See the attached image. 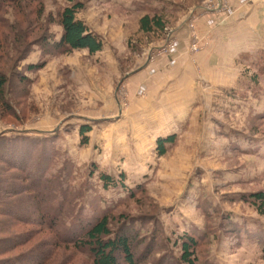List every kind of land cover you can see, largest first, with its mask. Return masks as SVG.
I'll use <instances>...</instances> for the list:
<instances>
[{"label": "rangeland", "instance_id": "374dc122", "mask_svg": "<svg viewBox=\"0 0 264 264\" xmlns=\"http://www.w3.org/2000/svg\"><path fill=\"white\" fill-rule=\"evenodd\" d=\"M81 1L85 5L78 16L91 29L102 30L105 45L112 46L109 54L74 50L50 56L41 43H32L47 28L51 39L60 37L58 17L69 0H43L44 19L52 16L54 22L38 26L30 16L36 30L23 46H29L27 57L16 66L11 83L19 84L17 76L24 73L32 80L22 85L27 88L23 102L12 96L19 119L0 117V142L32 139L37 151L27 174L38 173L44 154L50 160L46 179L54 186L43 226L14 224L2 213L7 209H0V264H92L88 248L68 245L66 239L72 228L104 212L111 215L113 236L125 224L137 231L142 243L137 255L151 248L143 264H178L186 235L200 236L195 264H264V215L243 199L264 190V85L252 79L224 90L211 117L204 103L200 125L205 129L193 136L176 134L175 143L160 156L156 140L167 135L153 133L148 120L143 128L138 123L139 105L128 81L135 52L147 40L174 36L171 31L184 11L207 0ZM156 10L165 12L169 29L150 38L140 32L139 21ZM9 11L4 20L11 25L17 19ZM19 20L27 28L21 16ZM115 49L122 51L116 59ZM40 60H46L42 68L27 70V64ZM115 60L121 63L119 70H114V79L107 78L112 72L103 63ZM251 72L249 79L256 75ZM84 124L92 127L85 145L80 135ZM122 172L124 186L105 187L100 179L101 173L118 179ZM12 173L19 177V172ZM15 211L37 218L27 204ZM58 213L60 236L50 229ZM12 245L17 247L3 252Z\"/></svg>", "mask_w": 264, "mask_h": 264}, {"label": "trees", "instance_id": "16d2710c", "mask_svg": "<svg viewBox=\"0 0 264 264\" xmlns=\"http://www.w3.org/2000/svg\"><path fill=\"white\" fill-rule=\"evenodd\" d=\"M171 2V1H169ZM173 5V2H171ZM35 4V5H34ZM85 3L81 0H69V4L64 6L58 17V23L61 25V35L58 39H51V35L47 34L50 29H46L44 33L38 36L32 43H41L44 48V53L50 56L71 53L74 50H87L90 54H96L103 50L105 41L103 37L93 31L90 25L78 13L84 9ZM174 6V5H173ZM162 10V7L160 8ZM12 10L15 22L7 24L4 18ZM145 14L139 21V29L142 34L149 35L153 38L154 35H161L168 31V20L165 12L157 11ZM43 0H0V117L3 121L11 119H19L17 115L14 100L19 98L22 102L26 99L27 88L22 85H27L32 80L27 74L17 76L19 84L11 83V78L14 74L18 63L27 57V48L23 47L28 38L35 32L32 29L34 20L40 26L44 21L46 23L54 22L52 16L44 19L45 15ZM6 15V16H4ZM35 16L31 20L30 16ZM20 16L22 21L27 24V28L22 29ZM160 36V37H161ZM146 38V37H145ZM147 39V38H146ZM163 39V38H162ZM151 41L146 42L149 44ZM48 47V49H47ZM24 48V49H23ZM133 51H136L133 49ZM137 50L136 52H138ZM142 51V49L140 50ZM139 51V52H140ZM46 64V60H40L36 63L26 65L27 70H38ZM257 66L256 75L264 82V49L261 50L255 59ZM2 65L8 66L9 69L2 68ZM11 66V67H10ZM9 86H16V91L9 90ZM15 94V95H14ZM20 101V102H21ZM92 127L89 124L81 125L80 135L81 144L85 145L89 142V132ZM176 133L167 136H159L156 140L157 154L163 156L176 141ZM15 139V138H14ZM7 138L0 142V209H7L6 214L12 219V222H19L26 225L43 226L46 222L48 202L51 200L50 191L54 186V181L46 179V172L50 166V160L43 154V161L38 167V173L33 177L32 174H27L33 155H36V143L30 138H22L21 140ZM21 146L17 147V144ZM43 151L41 152V154ZM42 157V155L40 156ZM19 172L18 178H13L12 172ZM24 175L25 177H21ZM100 179L105 187L114 185H125V173L115 178L109 173H101ZM141 187V186H140ZM243 199L254 205L261 215H264V190L243 195ZM24 204L33 207L37 218L32 219V215H26L15 211L23 208ZM30 213V214H32ZM59 214V213H58ZM52 217L50 229L52 232L60 236L59 219L60 214ZM111 215L104 212L99 216L88 219L81 223L78 228L71 229V236L66 239L76 248H88L92 264H143L147 261L146 255L151 251L148 248L143 252L142 256L137 255L136 251L139 248L140 242L137 231L127 224L113 236L110 228ZM238 228L241 229L243 224L238 223ZM2 232V231H0ZM182 242V253L178 260V264H195V255L198 248V239L200 236H185ZM17 247L12 245L5 249L9 251L11 248ZM264 252V246H263ZM166 257V256H164ZM162 260H165L163 258ZM31 261L36 262L32 259ZM20 264H24L21 262ZM35 264H40L36 262ZM45 264V263H44Z\"/></svg>", "mask_w": 264, "mask_h": 264}, {"label": "crops", "instance_id": "0c3cea01", "mask_svg": "<svg viewBox=\"0 0 264 264\" xmlns=\"http://www.w3.org/2000/svg\"><path fill=\"white\" fill-rule=\"evenodd\" d=\"M227 4L225 10L207 12L201 3L186 6L188 9L171 31L176 41L174 49L150 59L149 51L164 42L165 38H161L135 52L138 57L133 66L128 65L131 67L128 81L133 99L139 105L138 123L142 128L149 121L151 131L158 136L196 135L205 129L200 125L204 103L208 104L206 108L211 117L214 104L225 95L224 90L252 79L264 85L257 75L247 77L253 70L257 73L255 59L264 49V0H227ZM192 10L196 12L195 28L203 45V49L194 55L189 52L186 23ZM92 29L103 33L97 27ZM108 48H112L111 43H106L97 56L109 54ZM122 48L127 50L128 46ZM113 52L119 54L115 59L122 54L116 49ZM103 64L107 66L105 70L112 72L105 76L114 79V70H119L117 65L121 63L115 60ZM213 116L218 117L217 114ZM209 123L211 130L215 128ZM246 225L249 226V222Z\"/></svg>", "mask_w": 264, "mask_h": 264}, {"label": "built area", "instance_id": "2783aa9c", "mask_svg": "<svg viewBox=\"0 0 264 264\" xmlns=\"http://www.w3.org/2000/svg\"><path fill=\"white\" fill-rule=\"evenodd\" d=\"M228 4L227 0H207L205 1L202 9L204 12L207 11H215V10H225L227 9ZM196 12L193 10L190 12V15L187 17L186 23L189 28V52L191 55L199 53L203 49V45H201L200 36L198 35L195 28V19L197 18L195 15ZM176 46L175 38L172 34H169L164 42L158 46L154 47L149 51V58L155 59L159 55L167 54L169 51L174 49Z\"/></svg>", "mask_w": 264, "mask_h": 264}]
</instances>
